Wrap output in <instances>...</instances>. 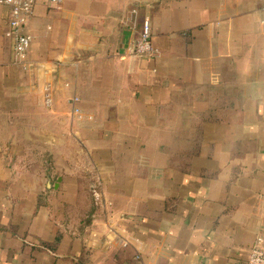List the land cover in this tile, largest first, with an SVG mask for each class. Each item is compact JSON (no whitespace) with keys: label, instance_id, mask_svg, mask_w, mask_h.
Listing matches in <instances>:
<instances>
[{"label":"crops","instance_id":"crops-1","mask_svg":"<svg viewBox=\"0 0 264 264\" xmlns=\"http://www.w3.org/2000/svg\"><path fill=\"white\" fill-rule=\"evenodd\" d=\"M145 17L154 54L133 56ZM8 18L0 5V264L264 249V0H36L24 64Z\"/></svg>","mask_w":264,"mask_h":264},{"label":"built area","instance_id":"built-area-1","mask_svg":"<svg viewBox=\"0 0 264 264\" xmlns=\"http://www.w3.org/2000/svg\"><path fill=\"white\" fill-rule=\"evenodd\" d=\"M35 2L36 0H0V5L9 7L8 24L10 30L7 34L13 37L15 57L22 64L25 62L27 50L31 43V36L23 29L33 13ZM129 52L137 57H149L154 54L148 17L142 20L139 37L135 40ZM44 97L45 104L50 105L51 98L46 89ZM261 242L263 240L258 238L257 243L250 247L246 264H264V249L260 246Z\"/></svg>","mask_w":264,"mask_h":264}]
</instances>
